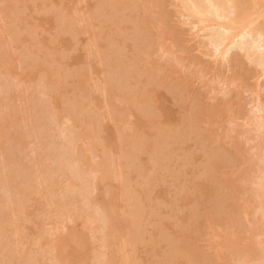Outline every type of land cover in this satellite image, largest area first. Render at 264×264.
Here are the masks:
<instances>
[{
  "label": "rangeland",
  "instance_id": "1",
  "mask_svg": "<svg viewBox=\"0 0 264 264\" xmlns=\"http://www.w3.org/2000/svg\"><path fill=\"white\" fill-rule=\"evenodd\" d=\"M184 1L0 0V264H105L98 177L114 264H264V48Z\"/></svg>",
  "mask_w": 264,
  "mask_h": 264
},
{
  "label": "bare ground",
  "instance_id": "2",
  "mask_svg": "<svg viewBox=\"0 0 264 264\" xmlns=\"http://www.w3.org/2000/svg\"><path fill=\"white\" fill-rule=\"evenodd\" d=\"M187 1H188V4H189V2L193 3L192 5L194 6V9L192 11L189 10L190 12H192V13H190V15L192 14L191 17H193V16L196 17L195 19L199 20L204 26H207L206 28H208L210 25L211 27L212 26L214 27L213 28L214 30L216 28H217V30H219V29H220V31L222 30L221 31L222 35H223V33H225L223 35V38L222 37H221L222 39L220 38V40H222V41H220L219 39L217 40V41H219V43L217 45V51H220V50H222V48H224L223 50H225V52H226L228 50V48L230 49V47L231 48L234 47L236 42L240 43L239 40L240 41L244 40V39L247 40L248 39L247 37H249V40L251 38L253 40L252 42H254L253 43L254 45H252L254 47L253 48V54H256L257 51L263 50V48H264V28L263 27H259V28L256 27V23L259 22L261 17H264V9H263V11H261L259 9H256L255 7H253V9L244 8L243 7V4H244L243 0H187ZM184 2H186V0ZM184 4L186 5L187 2ZM188 4L186 6L191 8L190 7L191 4L189 6H188ZM206 4H208L207 5L208 8H207ZM209 14H211L210 19L207 18L208 16H210ZM199 21H198V23H199ZM201 23H199V24H201ZM215 41L216 40H213V44ZM241 44H242V41H241ZM215 45H216V42H215ZM242 45H245V44H242ZM252 46H251V48H252ZM223 52H221V53H223ZM0 68H3V67L0 66ZM174 161H176V160H174ZM103 181H104V179H102L101 177H98L97 180L95 181L94 186L96 187L95 188L96 191H95L94 196H96V199L99 202L98 205L101 207V211L102 210L104 211V213L107 217L106 221H108V226H107L108 227L107 228V230H108L107 234L108 235H106V245H105L106 246V248H105L106 252H105V257H104L105 262H106L105 264H114L115 260H116L115 251H114L115 250V244H116V241L119 240L122 235H124V234H122V231L124 232L125 229H127V225L125 224L126 222H124L123 219H119L120 214H121V212H120L121 208L118 207L116 204H114L115 201H113L112 192H109L108 194L104 193ZM141 197H142L141 199L138 198V200L140 201V206L137 210L138 212L135 211L132 214L135 215V217H137V215H139V216L142 215L141 218L144 221L147 219L152 221V223L149 224V226H148L150 228V225H153V223L154 222L156 223V221H157V220L156 221L151 220L152 219L151 216L153 214H158L159 208H157V206H153V204H151L150 202L145 200V197H143L142 195H141ZM155 198L160 199L161 197H155ZM131 200H135V197L132 196ZM26 206H27L26 208L25 207L23 208L24 213L26 212V214L22 213V216L20 218V219H22L24 217V220L22 219L23 221L20 220L21 224H22V222L26 221L24 223L30 225L29 223L32 224V223H34L33 221H35V224H36L35 227H37L38 224L41 223V221H39L40 219H38L39 216H37V217L35 216L37 213V209L35 210V212L33 211V213H32V211L31 212L29 211V210H31L29 208L30 205H26ZM23 209H22V211H23ZM144 209L146 211H148V213L142 214ZM25 210H27V211H25ZM149 211H151V212H149ZM34 213H35V215H34ZM31 214H33V215H31ZM25 215H26V217H25ZM33 216H34V219H32ZM144 217H146L147 219H145ZM35 218H37V219H35ZM121 218H122V215H121ZM36 220L39 221L38 224L36 223L37 222ZM76 220L78 222L77 218H76ZM20 221H19V223H20ZM24 223L22 225L21 224H19V225H21L23 227L25 225ZM159 223L162 224V226H164L163 222H159ZM159 223L156 225H160ZM19 225H18V228L20 227ZM34 225H33V228H35ZM25 226H24L25 229L24 228H19V229L17 228L18 231H21V229L26 230V231H23L24 233H22V234L26 233V235H23V236H27V238L26 237L23 238L24 240L28 239L27 231L29 230L28 232H31L33 229V228L32 229L29 228L31 225L29 227L27 225H25ZM166 226H167V224L164 227H166ZM167 228L169 230V226ZM73 229L75 230V228H73ZM170 230H172V229H170ZM35 232H37V229H34V231L31 233L33 234ZM150 232L151 231L149 230V233ZM155 234L153 236H155ZM29 235H31V234L29 233ZM158 235H159V233L156 234L155 238H157Z\"/></svg>",
  "mask_w": 264,
  "mask_h": 264
}]
</instances>
